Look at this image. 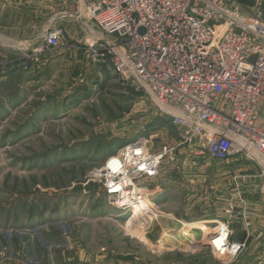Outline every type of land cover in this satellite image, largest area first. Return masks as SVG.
I'll use <instances>...</instances> for the list:
<instances>
[{"label": "rangeland", "instance_id": "374dc122", "mask_svg": "<svg viewBox=\"0 0 264 264\" xmlns=\"http://www.w3.org/2000/svg\"><path fill=\"white\" fill-rule=\"evenodd\" d=\"M83 28L76 45L65 35L45 52L53 62L39 87L31 77L0 91V264H233L245 248L237 238L246 236L247 208L264 203L259 168L237 156L209 162L181 144L148 94L120 81L109 61L93 62L87 42L101 31ZM22 60L32 75L35 63ZM140 139L174 152L162 162L159 189L146 192L153 206L130 221L90 174ZM196 221L227 225L228 246L241 249L215 246L221 253L194 230L182 237Z\"/></svg>", "mask_w": 264, "mask_h": 264}, {"label": "built area", "instance_id": "2783aa9c", "mask_svg": "<svg viewBox=\"0 0 264 264\" xmlns=\"http://www.w3.org/2000/svg\"><path fill=\"white\" fill-rule=\"evenodd\" d=\"M60 17L90 22L113 38L89 39V57L109 61L120 81L148 94L179 130L181 144L192 145L209 162L237 156L264 178L262 0L251 7L238 0H78ZM62 32L47 30L23 57L38 63L42 53L61 47ZM173 150L164 144L152 151L148 140L132 141L90 178L108 203L130 211L148 198V190L159 189L154 182ZM219 227L221 233L227 225ZM226 237L223 251L237 253L240 245L228 246Z\"/></svg>", "mask_w": 264, "mask_h": 264}, {"label": "crops", "instance_id": "0c3cea01", "mask_svg": "<svg viewBox=\"0 0 264 264\" xmlns=\"http://www.w3.org/2000/svg\"><path fill=\"white\" fill-rule=\"evenodd\" d=\"M77 1L0 0V91H3L1 95H6V85H9V82L16 85L17 81L19 83L17 88L20 90L23 78L25 80L32 77L36 87H39L37 84L42 78H48L46 76L51 73L53 62L51 55L42 53L39 56L32 75L24 70V62H22L28 50L38 47L42 35L47 30L61 28L62 37L66 35L70 45H76L82 40L81 30L84 29L83 26L89 27V23L60 17L62 11ZM262 2L264 5V0ZM100 35L102 36H91L90 39L105 37L103 33ZM104 39L109 41L113 38L105 37ZM16 89L14 87L13 91L15 92ZM262 191L264 193V188L260 189L261 193ZM256 205L259 207L247 208L249 217L244 226L247 231L246 236L237 238L239 241H245V248L238 254L233 264H264V203L260 202Z\"/></svg>", "mask_w": 264, "mask_h": 264}, {"label": "bare ground", "instance_id": "6f19581e", "mask_svg": "<svg viewBox=\"0 0 264 264\" xmlns=\"http://www.w3.org/2000/svg\"><path fill=\"white\" fill-rule=\"evenodd\" d=\"M146 199L144 198L143 200H140L137 203H135L134 205H132V208L130 210L131 216L129 215L130 221L133 218L141 217L142 215L147 213L148 210L153 206V202L149 199H147V200ZM208 224H210V223H207L204 221H196L195 223H188L185 225L189 229H186V230L181 231V232L179 231V232L181 233V236L185 238L187 236L191 237V233H190L191 230H194L195 232L198 231L199 233H202L203 235L208 236V238L210 239V244L212 246H224L225 245V243L223 242L224 240H221V239L226 236V233L223 230H222L223 232L220 233V231H221V228L219 227L220 225L210 227V226H208ZM164 239L166 241H174L175 237L173 234H167L166 236H164Z\"/></svg>", "mask_w": 264, "mask_h": 264}]
</instances>
